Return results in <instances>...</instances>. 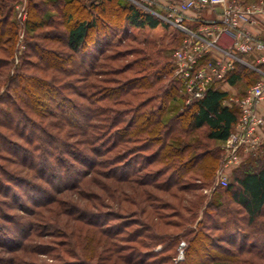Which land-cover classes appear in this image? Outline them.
Returning a JSON list of instances; mask_svg holds the SVG:
<instances>
[{
	"label": "trees",
	"instance_id": "trees-1",
	"mask_svg": "<svg viewBox=\"0 0 264 264\" xmlns=\"http://www.w3.org/2000/svg\"><path fill=\"white\" fill-rule=\"evenodd\" d=\"M12 1L0 0V50L5 53L8 44L11 52L16 46V25L13 21L9 23L10 7L5 10L6 3L8 6ZM122 1L45 0L29 12L23 26L27 34H32L27 43L31 52H25L10 78L6 76L7 85L0 92V126L10 131L0 132V151H9L16 162L33 172L39 153L46 164L37 171L39 176L53 178L54 174L64 189L81 186L98 167L110 166L105 171L106 177L129 185L126 191L132 195L126 192L125 200L137 202L140 205L137 212L146 218L131 223L143 227L128 232L129 217L112 213L108 215L122 218L124 223L114 225L111 219L81 217L77 219L81 225H73L70 230L74 241L65 244L72 249L48 256L57 263H39L28 255L41 249L38 245L28 246L29 242H35L33 235L41 237L35 231L36 226L30 221L27 224L22 216H6L1 209V218L13 222L16 232L21 226L26 233L22 238L0 237V264H165L170 256L152 262L157 260V254L141 253L137 245L143 232L148 231L152 232L145 236L158 240V244L177 239L172 234H159L158 229L162 224L178 228L188 224L191 220L183 212L192 214L199 229L184 234H191L189 255L176 264H264V162L257 161L254 165L250 154L234 170L228 185L214 190L216 194L222 189L220 198L227 194V203L222 199L211 200L203 207L200 218L195 211L200 204L185 196L190 190L201 191L215 176L223 160L218 143L228 139L239 109L224 106L223 101L230 94L213 87L202 99L190 105L183 103L182 111L165 119L170 100L180 98L184 102V97L179 96L182 84L174 76L173 63L160 57L162 51L156 43H145L135 51H128L127 45L122 44L129 34L128 26L154 29L161 23L153 15ZM120 14L122 21L113 22L107 17ZM119 46L123 49H115ZM135 52L142 57L119 64ZM33 56L36 59H31ZM129 71L133 74L129 79L109 77ZM247 73L240 67L227 81L234 85ZM34 116L44 120L37 123ZM48 118L58 120L59 124L47 122ZM16 119L27 121L32 128L27 123H17ZM202 129H206L203 140L189 139L194 131ZM13 134L25 144L17 142ZM128 143L134 145L127 147ZM62 152H69L73 161ZM53 163L61 169L56 171ZM30 178L0 167V194L12 195L18 201L31 200L40 185ZM145 186L170 193L176 204L173 207L163 202L154 206L156 198L149 190L141 189ZM20 187L24 188L23 196L17 192ZM49 197L32 200V205L20 204L22 211L37 215ZM231 205L237 208L235 213L231 212ZM157 208L172 209L179 222L163 221L167 215L158 213ZM54 224L55 228L61 226L59 222ZM0 229L6 231L4 223ZM210 231L217 233L209 234ZM225 243L237 247V251Z\"/></svg>",
	"mask_w": 264,
	"mask_h": 264
},
{
	"label": "rangeland",
	"instance_id": "rangeland-1",
	"mask_svg": "<svg viewBox=\"0 0 264 264\" xmlns=\"http://www.w3.org/2000/svg\"><path fill=\"white\" fill-rule=\"evenodd\" d=\"M45 0H14L10 3H6L5 10L11 9V17L9 19V23H12V21L16 25L17 29V36H16V46H15V51L11 52L10 50V44L6 46V53L2 50H0V62H3V64L0 66V92L3 90V88L6 87L7 81L6 76H9V78L13 75V73L16 70V66L20 65L22 61V57H25V52L28 51V53L31 52V50L27 47L28 39L31 37L32 34H27L24 31V26L21 27L20 21L18 20V13L22 11L23 9L27 10V17L29 16V12L34 10L35 5H40L44 3ZM242 2L249 4V3H257L260 0H241ZM122 2H125L123 0ZM127 3V2H125ZM129 4V3H128ZM33 9V10H32ZM8 11V10H7ZM1 13V12H0ZM54 13V12H53ZM2 14V13H1ZM56 14V13H54ZM122 14L116 15L115 17H110L107 16L108 18H111L113 22L117 21H122L123 18L121 17ZM120 24V23H119ZM121 25V24H120ZM128 35L127 37L124 38V47L127 45L126 49L128 51H135L139 50L144 47L145 43H156L157 48L161 49V55L160 57H163L165 60L167 59L168 61L172 62V57L175 49L179 46L180 39L179 35L175 33V31L172 28H168L163 25H159L158 27L152 29L149 27L145 28H137L133 26H128ZM30 40V39H29ZM33 43H38V40H31ZM146 48V47H145ZM115 49H123L121 46L116 47ZM133 49V50H131ZM9 50V51H7ZM109 53V52H108ZM140 57V53L135 52L132 55H129L127 57H124L123 60L119 62L121 65H125L128 63H131L132 61L138 60ZM31 59H36L31 57ZM133 76L132 71H129L127 73L122 74V76H115V75H110L109 77H126V78H131ZM74 80L75 78H71ZM9 82V79H8ZM113 85V84H111ZM242 84L238 85V90L239 88H243ZM230 92H233L232 88H229ZM237 90V91H238ZM182 95L184 97L183 92H179V96ZM185 104L182 102V99L180 98H175V100H170L168 103V109L167 113L165 115V119H168L171 117V115H174L175 113L182 111L183 106ZM35 122H39L44 120V118H41L39 116H34ZM47 122L49 123H55L59 124V121L54 119V118H48L46 119ZM17 123H27L29 127L32 128V125L28 123L25 120H20L16 119ZM21 131V130H20ZM0 132H3L4 134L10 133L8 129L5 127L2 128L0 126ZM30 132L27 131V134ZM40 131L36 132V135H38ZM206 133V129L194 131L191 136L189 137L190 140L195 141L196 139H204ZM13 138L16 137L15 139L17 142L25 144L24 140L20 139L17 135L13 134ZM127 147H132L134 144L128 143L125 144ZM62 154L65 156L67 159H73L71 157V154L69 152H62ZM37 155V167H36V172L26 168L25 166H21L18 162H16V159L12 153L9 151H0V167H6L10 171H19V173H22L23 175H28L31 177L30 179L33 180L36 184L40 185V188H38V192L41 194H34V198L31 200H23L18 201L16 198H13V196H4L0 194V201L3 202L0 205V210L2 209L1 213L5 212L6 216H12V215H17V216H22L24 221L28 224L29 221L32 222L36 227L35 231L39 232L40 236H35L33 235V239L35 242H29V247L33 245H38L41 249L37 250L40 251L41 254L30 252L28 255L30 257L36 258L39 263L43 262H49V263H57L56 260L54 259H48V256H56L59 255V253L63 252L65 249L71 250V246H66L65 244H70V242L74 241V237H70V230L72 229L73 225H81V221L77 220L79 218L86 217V219L89 217H101L106 218V219H111L110 223L116 225L117 223H124L122 218L118 217H129L128 222L129 226L126 228V231H131L132 229H137L141 228L143 226L137 225L134 223H131L132 221H138V222H143L145 216L140 215L138 212L140 210V205L137 204H132L130 201L127 202L125 200V194L127 192L128 195H132L131 191H126L128 184H120L119 182H115L114 180H111L110 178L106 177L105 171H109L110 166L106 167H98L96 170H94L93 173H91L89 176H87L82 183V185L74 187L72 189H64L63 184H61L55 176H47L44 178H41L39 176V169H42L43 166H45V162H42L41 160V155L39 153ZM110 156L113 154H109ZM247 159V157L245 158ZM15 161V162H12ZM73 161V160H72ZM222 163V162H221ZM44 164V165H43ZM77 165V164H76ZM221 165V164H220ZM53 167L56 168V171H59L61 169V166H59L56 163L52 164ZM64 167H68L65 166ZM77 167V166H75ZM75 167H73L74 170H72V175H74ZM51 169V167H49ZM65 169V168H64ZM63 169V170H64ZM152 169V168H151ZM55 171V173H56ZM53 171L49 172L48 175L52 174ZM65 170L63 171V176H65ZM233 172L230 173V178L229 180L231 181L233 178ZM216 176V174H215ZM215 176L213 179L206 184V187L203 188L201 191H191L190 194L185 195L190 199L191 201H196L200 205L196 211L198 213L199 218L202 216V211L203 207L209 203L211 200H216L217 199H222L224 203H227L228 200V195L224 194L222 198H220V192H222V189L218 190V193L213 192V188L215 187ZM119 183V184H117ZM122 185H125L122 188ZM202 185V184H198ZM117 186L118 188H116ZM28 187V186H27ZM108 188H111L108 190ZM20 190L17 191L19 195L24 194L23 189L24 188H19ZM125 189V190H124ZM130 189V188H129ZM141 189H146L149 190L150 193L153 194V197L156 198L153 199L154 206H161L163 202H169L173 205L176 204L177 200H175L173 197L170 196V193H166L164 191L158 190V189H153L150 187L141 188ZM17 193V194H18ZM173 193V192H171ZM26 194V193H25ZM136 194L133 192V195ZM37 195V196H36ZM46 195H50V199L45 203L46 206L45 208L41 211L44 212H39L37 215L31 216L30 214L22 211V207L20 204H25V205H32V200L36 201L38 200L39 197H45ZM23 196V195H22ZM224 198V199H223ZM40 199V198H39ZM140 200V199H138ZM39 201V200H38ZM179 201V200H178ZM139 203V202H138ZM170 204V205H171ZM174 207V206H173ZM177 209V208H176ZM175 209V210H176ZM235 209H237L235 206L231 205V212L235 213ZM158 213L167 215L165 217V220L163 221H170V223H178V217H176L172 209H163V208H157L156 209ZM182 210V209H181ZM134 211V212H133ZM138 211V212H137ZM179 211V210H178ZM184 211V210H182ZM108 213H112L113 215L116 216H109ZM186 217L190 218V222L188 224H185L184 226L178 228L174 226H165L162 224V228L158 231H160L159 234H172L173 236H178L177 239H168L166 244H158V240L147 238L145 235L151 233V232H143L144 236L141 237L140 242L137 245V249L141 253H155L157 254V260H150L152 262L155 261H161L162 258L165 256H170V260L167 261L165 264H176L179 262L184 261V258H186L189 255L190 251V238L191 234L184 235L189 232L191 229H196V227L199 229V226H197V220L195 221L192 214H188L183 212ZM135 214V215H133ZM4 215V214H3ZM106 215V217L104 216ZM196 215V214H195ZM76 218L75 219L73 218ZM111 217V218H109ZM8 219V217H6ZM198 218V219H199ZM55 222L60 223V227L55 228ZM4 223V226L6 228V231H2L0 229V237H8V235H13L11 237L14 238H22V236L26 233L22 232L23 228L20 226L19 231L16 232V226L13 222H8L7 220L4 219V217H0V226L1 224ZM148 223H146L147 225ZM143 229V228H142ZM209 234H216L217 232L210 231L208 232ZM32 235V234H31ZM152 235V234H151ZM31 238V241H32ZM172 238V237H171ZM224 243V242H221ZM129 244V245H134ZM226 246L232 248V250L237 251V247H234L230 244L225 243ZM42 246V247H41ZM146 246V247H145ZM196 248V245L193 246V249ZM2 248H0L1 251ZM182 249V253H180ZM36 250V249H35ZM51 250V251H48ZM212 251L219 253L217 249L212 248ZM45 251H48V254H43ZM34 255V256H33ZM65 255V254H64ZM181 255V257H180ZM28 256V257H29ZM174 257V258H173ZM221 257H225L223 254ZM160 264V263H159Z\"/></svg>",
	"mask_w": 264,
	"mask_h": 264
},
{
	"label": "built area",
	"instance_id": "built-area-1",
	"mask_svg": "<svg viewBox=\"0 0 264 264\" xmlns=\"http://www.w3.org/2000/svg\"><path fill=\"white\" fill-rule=\"evenodd\" d=\"M125 1L180 36L172 63L185 105L202 99L210 88L227 83L228 76L240 67L259 76L243 95H229L223 101L224 106L239 109L238 120L223 146V164L215 176V187L227 186L232 169L264 146V115L259 109L264 103V0L253 4L241 0ZM26 19L27 10L23 9L18 13L21 27Z\"/></svg>",
	"mask_w": 264,
	"mask_h": 264
},
{
	"label": "crops",
	"instance_id": "crops-1",
	"mask_svg": "<svg viewBox=\"0 0 264 264\" xmlns=\"http://www.w3.org/2000/svg\"><path fill=\"white\" fill-rule=\"evenodd\" d=\"M256 55L255 56H252V60L254 61L255 59H256ZM253 74H255V73H253L252 72V74L251 73H247V74H245L244 75V77L243 78H241L236 84H234V85H231L230 83H222V84H220L219 85V89H221V90H223V91H226V92H228L230 95H243L245 92H246V90H247V88L250 86V84L252 83H254V82H256V80L259 78V76L256 74V76H257V79L256 78H254V76L255 75H253ZM256 79V80H255ZM240 84H242L243 85V88H239V90H238V85H240ZM242 85H241V87H242ZM227 87H229V88H232L233 90V92H230L229 91V89L227 88ZM238 90V91H237ZM259 109H260V112L264 115V103H262L261 105H260V107H259ZM219 146H220V148H221V150H222V152H223V160H224V156H225V151H224V149H223V146H224V144H225V141H220L219 143ZM249 156V155H248ZM248 156H246V157H248ZM252 158H253V164L255 165L256 163H257V161H261V162H264V146L262 147V148H260L257 152H255V153H252ZM223 160H222V163H221V165L219 166V168L222 166V164H223ZM244 161H245V159L243 160V162L241 163V164H239L237 167H234L233 169H232V171L231 172H233L236 168H238L240 165H242L243 163H244ZM218 168V169H219ZM230 172V173H231ZM214 190H215V188H213V192H214Z\"/></svg>",
	"mask_w": 264,
	"mask_h": 264
}]
</instances>
